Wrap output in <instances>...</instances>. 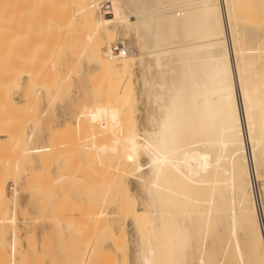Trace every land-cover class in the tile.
<instances>
[{"label": "bare ground", "instance_id": "1", "mask_svg": "<svg viewBox=\"0 0 264 264\" xmlns=\"http://www.w3.org/2000/svg\"><path fill=\"white\" fill-rule=\"evenodd\" d=\"M4 1L0 0V150H3V145L6 142H10L5 144L7 146L17 145L20 142L18 126L20 108L18 102L15 101L17 91L12 90L13 82L21 77L26 66L30 70L26 69L24 72L29 70L26 75L32 82L36 76L37 79L39 76L45 78L44 75L48 76L49 73L47 71L49 68L46 70V66L51 60H46V56L42 53L45 48L42 44L43 40L40 39L41 37L37 39L36 36L43 26V20L41 22L40 18H37L38 15L36 17L35 13L39 11L37 8L45 4L48 5L45 8L52 10L51 12H54L55 15L57 11L52 8L53 3L47 2L51 0H21L18 2L21 6L17 4L20 9L18 8L17 20L15 19L12 28L13 30L14 27H17V30L12 34L14 37L10 34L13 42H7L10 31L6 29L7 20H2L1 17L4 16L2 14L8 15L14 10L11 9L13 7L11 6L9 9L11 13L4 11ZM53 1L56 2V0ZM75 1L79 4L76 12L79 15L78 19L88 30L86 49L96 57L97 65L105 64L110 69L119 71L116 77L131 72L133 56H125V47L123 46L122 54L117 58L113 57L111 47H109L111 42H109L108 32L113 36L114 30L119 24H122L124 29L131 30L137 44L139 45L141 42L145 50L142 61L147 72V78L145 77L147 86L144 89L147 95V102L145 101L147 124L141 134L137 131L140 136L133 135L135 138L132 136L127 139L125 145L120 148L121 152H129L135 156L143 151L148 157L147 165L144 168L138 160L131 163L132 174L136 175V179L139 178L138 181L143 187L145 186L147 195L141 210L133 205L129 214L131 215L129 218L132 220L133 217L134 220L132 221L134 224H132L135 228L140 229L137 244L138 264H182L185 262L189 232L188 226L183 221L189 218L195 221L202 236L198 246L200 257L197 262V264H202L204 262L203 241L209 228L212 227L209 223H214L215 214L216 222L230 224L229 242H233L239 263L244 264V261L236 237L237 227L245 230L246 250L253 263L264 264V225L262 229L257 208L258 198L253 189V181L260 178L257 164L260 157L264 155V0H247L241 8L244 12L239 19L235 15L240 12L238 11L240 8L236 6L239 0H107L110 3V9L113 10V17L104 18L101 16L99 19H96V14L92 11V0ZM51 5L53 6L51 7ZM15 7L16 5L13 8ZM45 8L42 6L43 10ZM65 8L69 10V7ZM36 9L37 12L27 11ZM56 9H59L57 5ZM66 12L67 10L63 12L64 15ZM12 14L10 16H13ZM130 16L134 17V21L130 20ZM260 21H262V26L258 25ZM7 23H10V19ZM11 24L13 25V22ZM77 25L79 26V24ZM22 28L27 30V33L22 35L24 40L19 35V30L22 31ZM77 28L79 30V27ZM26 30L24 31L26 32ZM53 36L55 37V35ZM49 37V40L52 39ZM77 37L79 36L77 35ZM7 43L10 44V50L13 49L11 55ZM25 49L26 51H24ZM169 50L177 52L172 53L168 61H164V55L168 54ZM12 52L16 54L14 55ZM37 73L39 74L37 75ZM52 76L50 75V77ZM142 79L144 78L142 77ZM102 100L100 102L104 103ZM123 100L125 99L123 98ZM101 103L91 106L97 115L94 119H106L110 113V107ZM119 108L117 109L120 110L121 108ZM117 109L115 113H118ZM82 123L84 130L95 131L87 137L88 141L94 135L101 139L100 136L107 137L106 135L110 133L106 120L94 121L90 116H87ZM67 130L64 131L67 132ZM2 138H6L4 139L6 142ZM30 138L31 136L27 137V142L28 139L31 141ZM109 140L110 143L107 145L111 146L110 148L105 145L107 141H104V144L88 142L78 157L94 163L98 159L97 156L101 158V154L105 151L108 153L110 150V153L114 152V157H112L115 158L118 152L116 137ZM67 141L62 142V145H68L70 148L73 142L68 144ZM27 144L25 143V146ZM19 146L17 147L19 151H16L25 159L24 163L26 164L31 163L33 155L38 154L39 156L40 154L42 157V154L53 149V146L38 148L24 146L19 148ZM65 148L69 149L67 146ZM76 154L78 153L76 152ZM70 156L72 157V155ZM43 160L46 163L49 162V159L48 161H45V158ZM1 162L2 160L0 164ZM13 162L14 169L20 172L24 163L21 164L22 166L19 163L23 161L16 158ZM3 163H5L4 160ZM3 166L6 168V165ZM42 172L45 174L44 171L40 173ZM40 175L38 174V177ZM2 181L0 177V264L7 262L14 264L17 248L15 245L19 240L12 232L9 256L7 257L3 246L6 226L3 228L2 224L15 222V206L12 207L10 216L5 182ZM213 184L216 185L214 193L207 194V190ZM64 187L66 188V186ZM262 189L264 191V187ZM195 190L203 194L200 199L193 200ZM11 192V196H15L16 190ZM257 196L259 197V195ZM65 197L61 196L59 206L68 208L72 203L71 206H76V208L74 207L75 211L78 208L81 209L78 210V213L83 211V200L81 202L77 200L82 204L79 207L76 200L67 203ZM89 203L91 204V202ZM66 204L68 206L65 207ZM94 206L97 205L94 204ZM93 212L94 210H90L86 215H84L85 212L80 215L85 227L90 229L93 228L96 221L92 220L93 214H101L100 211V214ZM119 214L118 211L115 212L117 219H119L117 217ZM101 216L99 219L102 218ZM96 226L98 227V225ZM107 233L112 234L111 231ZM110 236L108 235V237ZM111 241L114 243L113 236ZM228 249L229 247H224L223 252L226 254Z\"/></svg>", "mask_w": 264, "mask_h": 264}, {"label": "rangeland", "instance_id": "2", "mask_svg": "<svg viewBox=\"0 0 264 264\" xmlns=\"http://www.w3.org/2000/svg\"><path fill=\"white\" fill-rule=\"evenodd\" d=\"M20 1L21 0H5L3 3V6L5 4V9L3 8V10L13 13H11L13 16H10L11 14L7 12L8 15H6L3 11L5 14H2V16L4 15L6 17L5 19L4 16L1 17L2 20H7V22L10 19L9 24L5 21L6 29L10 31L8 32L9 36L10 34H14L13 32L17 30V27H14L13 30L12 28L17 20V12H19L20 9L19 5L21 6L18 2ZM96 1L97 0L91 1V5H93L91 8L94 14H96V19H99L102 15H99L96 10L94 5ZM239 1L236 3V6L240 8L238 10L240 12L235 14L237 19H239L242 12H244L241 8L246 4L247 0ZM10 2H14V4L11 5ZM47 2L53 3L54 6L51 5V7L53 6L52 8H54L55 11L57 10L56 15L54 12H51L52 10H48L49 8L46 9L45 7L48 5L46 6L45 4H42L43 8H45L44 10L42 6H40L37 8L39 11L37 9L27 11L30 13L38 11L40 15L38 12L35 13L36 17L38 15L37 18H40L39 20H41V22L43 20V26L39 30L40 33H36V36L38 37L37 39L41 37L40 39L43 40L42 44L45 48L42 53L46 56V60H51L48 64L49 66H46V70L47 68L50 70H47L49 73L47 74L48 76L44 75L45 78L39 76V78H43H40L41 80L39 78L37 79L35 73L36 77L32 82L26 75L30 70L29 67L26 66L27 68L25 67L24 71H26V69L29 70H27V72L23 71L21 77L18 78L19 80L16 79V81L13 82L14 85L12 86V90L17 91L15 101L18 102V107L20 108V121L18 122L20 128V142L17 145L12 144V146H15L13 148L10 144V148L9 145H5L7 142L4 139L6 138H2L6 143L3 145V150H0V154H2L0 155V161L2 160L3 162L4 160L5 162L3 164L1 162L0 166L6 165V168L5 166H3L2 169V166L0 167L1 174L3 173L2 175L0 174V177L1 180L5 182L2 181L5 187L6 199H8L10 216L12 207L15 206V222L12 224H2L3 228L6 226L5 242H3L5 255L7 257L9 256L11 234L14 232L16 239L19 240L15 245L17 248L14 264H138L137 244L140 229L135 228L132 222L134 221L133 217L131 220L129 218L131 215L129 214L132 211L133 205L141 210L143 204L146 202L147 195L144 189L145 186L143 187L138 181L139 178L136 179V175L132 174L131 163L138 160L144 168L147 165L148 157L143 151L135 156L129 152H121L120 148L124 146L125 141L132 138L133 135H135V137L140 136L137 131L141 134L142 129L147 124V95L144 92L147 86V79L145 80V77L147 78V72L145 71V66L142 61L145 50L141 42L139 45L137 44L132 31L124 29V27L121 26L122 24L116 26L113 36L109 35V29L107 28L108 37L110 36L109 42H111L109 43V47L112 49V46L117 41H120L122 48L123 46L125 47V56L129 55L134 58L131 72L116 77L119 71L110 69L105 64L97 65L95 63L96 57L87 51L86 47L88 44H86V42L88 39L86 36L88 35V30L87 27H84L82 21L78 19L79 15L76 12L79 4H77L75 0H56L57 3L53 0ZM14 5H16V7L18 6V11L15 9L16 7L13 8ZM56 5L59 9H56ZM66 6L67 8L69 7L70 11L65 8ZM10 7L14 11L9 10ZM238 7L236 8L238 9ZM64 9L67 10V17L63 13L65 11ZM48 13L50 14L49 16ZM102 17L112 18L113 10L110 9V16ZM130 20L134 21V17L130 16ZM12 22L13 25L11 24ZM261 22L262 21H260L258 25L260 24V26H262ZM76 23L79 24V26ZM256 24L257 23H255V25ZM77 27H79V30ZM24 30L26 29L22 31L19 30V35H21L22 40H24L22 35L27 33V30L26 32ZM53 35H55V37ZM77 35L79 37H77ZM49 36L52 37V39L49 40ZM10 37H7V42H13L12 37H14V35ZM26 40L28 41V39ZM7 44L9 47L8 51L11 55L13 49L10 50V44ZM26 49L24 51H26ZM13 52L12 54H14ZM167 52L169 56L167 57L168 54L165 53L164 61H168L172 53L175 54L177 51L169 50ZM113 57L117 58L115 55H113ZM11 58L13 59V57ZM39 71L40 69L38 72ZM50 73H52L53 76ZM38 74L39 73H37V75ZM143 74H146V76ZM50 75L52 77H50ZM54 75L56 76L54 77ZM142 77L144 79H142ZM97 92L98 94H96ZM97 96L101 97V99ZM123 98L125 100H123ZM101 100L104 103H101ZM98 102L110 107V113L106 119H94L97 115L91 106L100 104ZM116 109L118 113H115ZM87 116H90L91 120L94 121L106 120L110 130V133L106 135L107 137L100 136L101 139H99L97 135H94L90 141L87 140V137L95 132L94 130L86 131L82 128V122ZM66 124L69 125L67 126ZM69 126H71V128H69ZM64 130H67V132ZM29 136H31L30 140L32 142L29 141V139L27 142V137ZM113 137H116V147L118 150L115 158H113L114 152L110 153V150L108 153L105 151V153L101 154V158L97 156L98 159H96L94 163L89 162L90 160L88 159L85 160V162L83 158L78 157L80 156L79 154H81V150L83 151L86 148L88 142H99L104 144L107 141L105 144L107 145L110 143L109 139L113 140ZM66 141L68 144H70V142L77 144L74 145L72 143L70 148L66 145L67 149H70L66 150V146L62 145V142ZM25 143L28 144L25 146ZM111 144L113 145L112 142ZM18 146L19 148H23V146L26 148L53 146V149L49 152H45L44 155L46 156L43 154L42 157L40 154L39 156L38 154L33 155L31 163L26 164L24 163L25 159L20 156L18 152ZM108 147L110 148L111 146ZM108 147L107 149H109ZM5 149L6 151H4ZM76 152L78 154H76ZM70 155H72L73 158ZM46 157L49 159L47 163L43 160L45 158V161H48ZM261 157L257 164V172L260 178L253 181V189L255 190V196L259 199H257L258 214L263 215L264 221V191L262 189L264 187V155ZM16 158H20V160L23 161L19 163L20 166L24 163L25 168H22L24 169L23 171L21 169L19 172L14 169L13 161ZM68 161H70V163H68ZM41 168L42 170H40ZM13 170H15L16 173L13 172ZM32 171L34 172L32 173ZM41 171H44L45 174H43V172L40 173ZM38 174H42L43 177L42 175L38 177ZM31 175L33 178L30 177ZM64 186H66V188ZM14 189L16 190V194L12 197L11 191ZM215 189L216 185H210L207 194L214 193ZM63 195H68L69 198ZM75 195L77 196L75 197ZM202 195L203 194L198 192V190H195L193 200L200 199ZM257 195H259V197ZM61 196L65 197V199L67 198V203L69 201L78 200L81 202V200H83V211L78 213L79 208L75 211L74 209L76 206H71L72 203H70L71 205L69 206L67 204L65 205V207L68 206V208L59 206ZM78 201L76 204L78 206L82 205ZM89 202H91V204ZM73 203L75 204V202ZM94 204L97 206H94ZM89 209L91 211L94 210L93 213H99L100 211L102 214V216L100 213V215L95 214L96 216L93 214V222L95 220L97 221L99 216L102 218L98 220V223L95 221L91 229L85 227L82 216H80L84 212V215H86L87 212L90 211ZM116 211L122 215V217L120 214L117 216L119 219L121 218L120 221L115 217ZM126 213L127 216H125ZM65 218H67V220H65ZM214 218H216V214ZM214 218L213 222L215 224L212 222L209 223L212 227L209 228L203 241L202 249L204 250V262L202 264H240L237 254L234 251L233 242H229L230 224L216 222ZM100 220L103 221L100 222ZM183 222L188 226L189 242L185 249V262L182 264H194V262L197 264L198 258L200 257L198 246L201 243L202 236L199 227L192 218L185 219ZM122 223L124 224L122 225ZM95 224L98 225V227ZM121 225L123 226L122 228ZM110 226L112 229H110ZM237 230L236 237L241 247L244 264H254L250 254L246 250L247 236L245 230L242 228L240 229V227H237ZM110 231L112 234L107 233ZM108 235L111 236L108 237ZM112 236L114 243L111 241ZM224 247H229L226 254L223 252ZM6 264H8V262Z\"/></svg>", "mask_w": 264, "mask_h": 264}, {"label": "built area", "instance_id": "3", "mask_svg": "<svg viewBox=\"0 0 264 264\" xmlns=\"http://www.w3.org/2000/svg\"><path fill=\"white\" fill-rule=\"evenodd\" d=\"M95 7L99 15L110 16V3L107 0H97L95 2ZM123 49L120 41H117L111 49V53L115 56L121 55ZM260 223L263 227V215H259Z\"/></svg>", "mask_w": 264, "mask_h": 264}]
</instances>
